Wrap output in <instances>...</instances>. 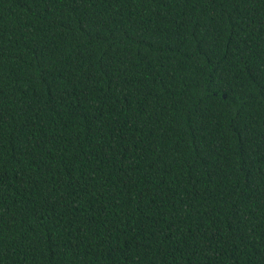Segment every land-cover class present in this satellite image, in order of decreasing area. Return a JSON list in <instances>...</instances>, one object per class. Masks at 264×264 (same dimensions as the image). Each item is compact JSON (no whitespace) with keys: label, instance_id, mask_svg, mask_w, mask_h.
Returning a JSON list of instances; mask_svg holds the SVG:
<instances>
[{"label":"trees","instance_id":"obj_1","mask_svg":"<svg viewBox=\"0 0 264 264\" xmlns=\"http://www.w3.org/2000/svg\"><path fill=\"white\" fill-rule=\"evenodd\" d=\"M0 264H264V0H0Z\"/></svg>","mask_w":264,"mask_h":264}]
</instances>
